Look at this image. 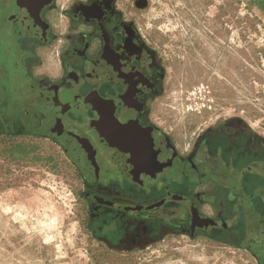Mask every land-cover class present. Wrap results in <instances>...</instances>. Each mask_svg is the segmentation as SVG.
<instances>
[{
  "label": "flooded vegetation",
  "instance_id": "af4514ba",
  "mask_svg": "<svg viewBox=\"0 0 264 264\" xmlns=\"http://www.w3.org/2000/svg\"><path fill=\"white\" fill-rule=\"evenodd\" d=\"M149 0H0V134L54 143L85 224L116 251L206 237L264 264V134L238 117L188 148L163 125L167 66Z\"/></svg>",
  "mask_w": 264,
  "mask_h": 264
},
{
  "label": "rangeland",
  "instance_id": "374dc122",
  "mask_svg": "<svg viewBox=\"0 0 264 264\" xmlns=\"http://www.w3.org/2000/svg\"><path fill=\"white\" fill-rule=\"evenodd\" d=\"M143 14L168 71L159 111L180 148L229 117L264 134V0H149ZM81 189L50 140L0 134V264H256L202 236L109 249L86 227Z\"/></svg>",
  "mask_w": 264,
  "mask_h": 264
}]
</instances>
